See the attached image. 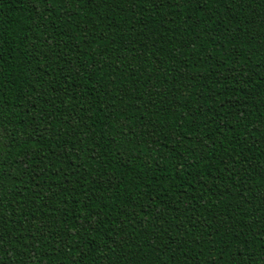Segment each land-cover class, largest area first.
I'll return each mask as SVG.
<instances>
[{
  "label": "trees",
  "instance_id": "obj_1",
  "mask_svg": "<svg viewBox=\"0 0 264 264\" xmlns=\"http://www.w3.org/2000/svg\"><path fill=\"white\" fill-rule=\"evenodd\" d=\"M0 264H264V0H0Z\"/></svg>",
  "mask_w": 264,
  "mask_h": 264
}]
</instances>
